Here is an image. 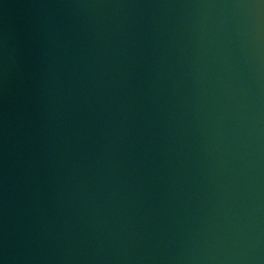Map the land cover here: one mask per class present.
Returning <instances> with one entry per match:
<instances>
[{
	"label": "water",
	"instance_id": "obj_1",
	"mask_svg": "<svg viewBox=\"0 0 264 264\" xmlns=\"http://www.w3.org/2000/svg\"><path fill=\"white\" fill-rule=\"evenodd\" d=\"M0 264H264V0H0Z\"/></svg>",
	"mask_w": 264,
	"mask_h": 264
}]
</instances>
